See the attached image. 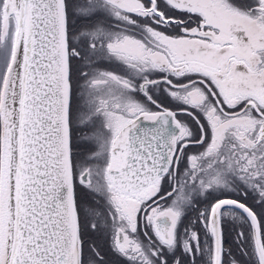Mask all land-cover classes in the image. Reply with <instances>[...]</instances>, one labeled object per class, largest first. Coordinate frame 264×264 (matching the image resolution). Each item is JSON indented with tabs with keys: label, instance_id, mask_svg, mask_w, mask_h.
<instances>
[{
	"label": "snow or ice",
	"instance_id": "6c2138e0",
	"mask_svg": "<svg viewBox=\"0 0 264 264\" xmlns=\"http://www.w3.org/2000/svg\"><path fill=\"white\" fill-rule=\"evenodd\" d=\"M0 264H264V0H0Z\"/></svg>",
	"mask_w": 264,
	"mask_h": 264
}]
</instances>
